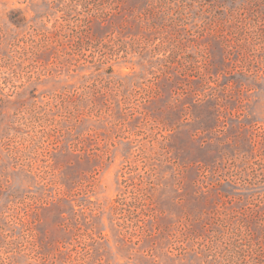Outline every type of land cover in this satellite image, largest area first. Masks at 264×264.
<instances>
[{"label":"rangeland","instance_id":"1","mask_svg":"<svg viewBox=\"0 0 264 264\" xmlns=\"http://www.w3.org/2000/svg\"><path fill=\"white\" fill-rule=\"evenodd\" d=\"M0 264H264V0H0Z\"/></svg>","mask_w":264,"mask_h":264}]
</instances>
